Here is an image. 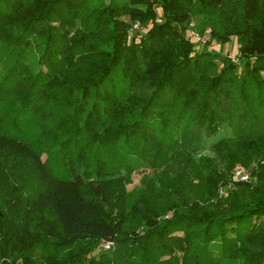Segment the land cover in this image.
Returning a JSON list of instances; mask_svg holds the SVG:
<instances>
[{"label":"trees","instance_id":"obj_1","mask_svg":"<svg viewBox=\"0 0 264 264\" xmlns=\"http://www.w3.org/2000/svg\"><path fill=\"white\" fill-rule=\"evenodd\" d=\"M0 264H264V0H0Z\"/></svg>","mask_w":264,"mask_h":264},{"label":"rangeland","instance_id":"obj_2","mask_svg":"<svg viewBox=\"0 0 264 264\" xmlns=\"http://www.w3.org/2000/svg\"><path fill=\"white\" fill-rule=\"evenodd\" d=\"M117 2L119 3H124L126 2V0H117ZM156 11H157V14L158 16L160 17L162 15V10L161 8L158 6L156 8ZM197 22V20L195 19L194 21H191L189 23V25L192 23L195 27V23ZM188 25L189 28H187V33L190 29H193L194 27L190 28V26ZM196 31V30H195ZM146 32L145 29H141L139 28L138 29H134L132 31H130V36L131 37H135L137 36V39L140 37V35H143L144 33ZM196 33L202 37V39H206V41H204L203 43H196L194 42L193 40V44H195V47L198 51H210V52H217L218 55L222 56V57H227L228 59H230L232 62L236 63L237 62V58H238V45L236 43V39H231L230 42L226 45H223V46H220V45H217L215 43H211V44H208L206 43L208 41V38H209V35L208 33L205 31V35L201 36L199 34V32L196 31ZM231 137V132L229 129H226V128H222L220 129V131L218 132V134L215 136V137H211V138H207V137H202L201 140L192 148V156L193 158L198 161L199 158L201 157H213V153H212V150H211V147L219 140H222V139H227V138H230ZM251 167H254V165ZM249 170H251L249 168ZM139 174H136L134 176V180H133V183L128 185L127 186V189L128 191L130 189L133 188V186L137 185L138 184V179H139ZM222 188L219 189V192ZM225 191V189H222ZM220 195V194H219ZM222 196V195H220Z\"/></svg>","mask_w":264,"mask_h":264},{"label":"built area","instance_id":"obj_3","mask_svg":"<svg viewBox=\"0 0 264 264\" xmlns=\"http://www.w3.org/2000/svg\"><path fill=\"white\" fill-rule=\"evenodd\" d=\"M190 28L194 27V25L191 23ZM138 25L135 24L133 29H137ZM209 35V31H206ZM188 35L190 36L191 40H193L196 43H203L204 41H206V39H202V37H200L196 31L194 29H190L188 31ZM192 41V42H193ZM253 177L251 176V170L241 166V165H237L235 166V168L232 171V181L234 182H249L251 181ZM220 195H225V191L224 190H220ZM102 249H104L105 251H109L113 248V243L112 242H103L101 245Z\"/></svg>","mask_w":264,"mask_h":264}]
</instances>
